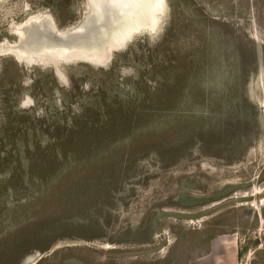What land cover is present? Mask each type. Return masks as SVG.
Returning <instances> with one entry per match:
<instances>
[{
	"label": "rangeland",
	"instance_id": "1",
	"mask_svg": "<svg viewBox=\"0 0 264 264\" xmlns=\"http://www.w3.org/2000/svg\"><path fill=\"white\" fill-rule=\"evenodd\" d=\"M86 1L0 0V264H264V0H163L103 60L9 49Z\"/></svg>",
	"mask_w": 264,
	"mask_h": 264
},
{
	"label": "water",
	"instance_id": "2",
	"mask_svg": "<svg viewBox=\"0 0 264 264\" xmlns=\"http://www.w3.org/2000/svg\"><path fill=\"white\" fill-rule=\"evenodd\" d=\"M132 1H134V2L132 3ZM93 2H94V4H93ZM95 2H96V0H87L88 13L85 15L83 21L77 27H75L73 29L68 30L67 32H64V33H59L53 25H51V24L49 25L50 28L52 29L51 35H49V36H51L53 41H57L63 45H67V49H69L70 47H74V49H71L72 52H69V54L66 57L64 56L65 58H62V59L66 60L67 58H81V59L92 60V61H96V59L103 60V58L106 57L107 54L112 49L118 47L123 42L129 40L133 34H140V33L141 34L142 33L143 34H148V33L150 34L151 32H153V30L155 29V27L159 21L157 16L160 15L161 8L163 7V0H162V4H161V7L159 10H155L153 8L154 0H130V1L125 0V3H128V2L130 3V4L128 3L125 8L128 7V10H130L134 16L138 15L139 18L141 17L142 21L144 22L143 25L141 27H133L136 23L133 24L132 25L133 29L131 28L129 30V32H127L125 34V36L122 37V40L120 42L112 44L113 42L111 39V41H108V43L103 45L99 51H96V50L91 49L90 47H93V45L96 44V39H99V30H100L101 25H97L94 22H92V23L90 22V23L86 24V22L90 19L89 17L94 15L92 10H94V8L96 6ZM147 14H149L148 19H146ZM118 18H120V14L118 15ZM125 18H126V15H124L120 19H117L116 16L104 19V21H105L104 26H105V28L109 29V31L107 32L108 37L106 38V40H110L111 34L115 30V27H113V26H115V24L119 25V24L123 23L125 21ZM152 18H154L153 21H151ZM137 20H141V19H137ZM27 23H35V22H33V19H31ZM126 25H129V24H126ZM24 26H25V24L16 30L18 35H19L18 43L16 45L12 46L11 48H9L12 52H14L16 54L17 58H19V56L23 57V55L26 56L25 54H27V57L31 58V56H33L31 54L33 52V49H35V46L39 45L40 43H43V41L40 40L36 43H33L29 47L27 46L26 51H22L19 47L23 43V40L21 39L20 29H22ZM83 26H86V28H85L84 33L80 37L78 34L80 33ZM60 34H62V36H59ZM38 35H41L42 38H45V36H48V34H46V32H41V31H39ZM87 35H91L96 39L94 41H89L90 39L87 38ZM112 36H114V35H112ZM76 39H78V41ZM104 40H102V41H104ZM75 41H76V43H75ZM102 41H100V42H102ZM94 42H95V44H94ZM98 45H99V41H98ZM97 48H98V46L95 47V49H97ZM43 49H35V51L36 50L43 51ZM44 50L54 51L55 49L50 47V48H46ZM106 52H107V54L104 57L99 56V55L106 53ZM45 58L46 59H42V60L43 61L44 60L50 61L53 64L54 63L53 59L56 58V55H53L52 57H45ZM33 59H37V57L33 56Z\"/></svg>",
	"mask_w": 264,
	"mask_h": 264
},
{
	"label": "bare ground",
	"instance_id": "3",
	"mask_svg": "<svg viewBox=\"0 0 264 264\" xmlns=\"http://www.w3.org/2000/svg\"><path fill=\"white\" fill-rule=\"evenodd\" d=\"M133 2L134 1H132V3ZM128 3H125V0H96V2H95L96 6H95L94 10H92L94 15L89 17L90 19L86 22V24H88L90 22L91 23L94 22L97 25H101L100 30H99V39H96L91 35H87V38L90 39L89 41H94L96 39V44L94 42V44L96 46L93 45V47H90L91 49L99 51L100 48H102L103 45L108 43V41H111V39L113 42L112 44L118 43L122 40V37H124L125 34L127 32H129V30L132 28L133 24L136 23L133 27H141L143 25L144 22L142 21L141 17L139 18L138 15L134 16L132 14V12L130 10H128V7L125 8ZM93 4H94V2H93ZM161 4H162V0H154L153 8L155 10H159L161 7ZM119 14H120V18H122L124 15H126L125 21L119 25L115 24V26H113V27H115V30L112 32L110 40H106V38L108 37L107 32L109 31V29L105 28L104 19L110 18L113 16L114 17L116 16L117 19H120V18H118ZM148 15L149 14H147L146 19H148ZM137 19H141V20H137ZM153 19L154 18H152L151 21H153ZM33 22H35V23H26L25 26L22 29H20L21 39L23 40V43L19 47L22 51H26L27 46L29 47L33 43H36V42L42 40L43 43L36 45L35 49H43V48L46 49V48L51 47V48L55 49L56 51L55 50L54 51H47L44 49H43V51H41V50L35 51V49H33V52L31 55L36 56V57L39 55L42 57H50L51 55L56 53V55L57 54L61 55L60 57L62 59V58H65L69 54V52H72L71 49H74V47H70L69 49H67V45H63L60 42L53 41L51 36H49V35H51V31H52V29L49 26L50 25L49 21H47L45 19H41V18L40 19L34 18ZM126 24H129V25H126ZM85 28H86V26H83L80 33L78 34L80 37L84 33ZM15 29H18V28H16V26H15ZM118 30H120V32H118ZM39 31L46 32V34H48V36H45V38H42L41 35H38ZM14 32H16V31H14ZM112 35H114V36H112ZM59 36H62V34H60ZM76 40L78 41V39H76ZM102 40H104V41H102ZM98 41H99V45H98ZM100 41H102V42H100ZM75 43H76V41H75ZM97 46H98V48L95 49V47H97ZM25 55L26 56L23 55V57L26 58L27 54H25ZM102 57H103V54H102Z\"/></svg>",
	"mask_w": 264,
	"mask_h": 264
}]
</instances>
